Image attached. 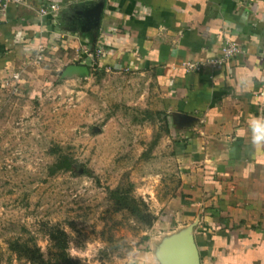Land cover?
I'll list each match as a JSON object with an SVG mask.
<instances>
[{"label":"crops","instance_id":"crops-1","mask_svg":"<svg viewBox=\"0 0 264 264\" xmlns=\"http://www.w3.org/2000/svg\"><path fill=\"white\" fill-rule=\"evenodd\" d=\"M50 3L56 10L40 15ZM98 4L96 23L88 11ZM225 35L241 52L219 61ZM99 44L97 65L91 51ZM70 64L149 73L166 94L181 181L153 213L147 250L133 264H173L165 254L189 232L199 264H264V0L8 7L0 18L1 85L42 84L38 72Z\"/></svg>","mask_w":264,"mask_h":264},{"label":"rangeland","instance_id":"rangeland-1","mask_svg":"<svg viewBox=\"0 0 264 264\" xmlns=\"http://www.w3.org/2000/svg\"><path fill=\"white\" fill-rule=\"evenodd\" d=\"M59 72L0 84V264H31L15 243L38 247L44 264L136 263L150 228L110 191L152 214L176 192L165 91L145 72Z\"/></svg>","mask_w":264,"mask_h":264},{"label":"trees","instance_id":"trees-1","mask_svg":"<svg viewBox=\"0 0 264 264\" xmlns=\"http://www.w3.org/2000/svg\"><path fill=\"white\" fill-rule=\"evenodd\" d=\"M104 54V53H103ZM69 161L66 162L65 166H69ZM55 168H61V164H55ZM111 196L115 199V203L118 208H126L132 214H134L140 221L145 225L151 226L153 221L157 219L156 215L149 212L146 208L141 207L133 197L122 195L120 189L110 191ZM56 235L54 232L51 236L54 238L65 237L63 231H58ZM58 246L63 249L65 246V240L61 241L58 239ZM14 250L17 251L20 255L24 256L31 264H44V257L40 249L36 246H30L28 244H14Z\"/></svg>","mask_w":264,"mask_h":264},{"label":"water","instance_id":"water-1","mask_svg":"<svg viewBox=\"0 0 264 264\" xmlns=\"http://www.w3.org/2000/svg\"><path fill=\"white\" fill-rule=\"evenodd\" d=\"M100 12L101 4H98L88 11V16L92 17V21L97 23ZM78 72L87 73L88 66L82 64L67 65L62 72V77L70 73ZM165 257H167L169 262L173 264H199L198 252L193 243L190 232L185 233L178 240L172 243L171 248L166 252Z\"/></svg>","mask_w":264,"mask_h":264},{"label":"built area","instance_id":"built-area-1","mask_svg":"<svg viewBox=\"0 0 264 264\" xmlns=\"http://www.w3.org/2000/svg\"><path fill=\"white\" fill-rule=\"evenodd\" d=\"M24 4L25 0H0V18L6 17L9 6L13 5L18 7ZM56 7L57 6L55 3H50L48 6L40 7L38 13H40V15L45 16L49 14L50 11L56 10ZM220 49L221 57L219 61L228 60L241 52V47L235 42H233L230 36L226 35L222 38ZM103 51L104 49L101 44L96 45V47L93 48L91 51L94 63H97V65L100 64L101 57L103 56Z\"/></svg>","mask_w":264,"mask_h":264}]
</instances>
